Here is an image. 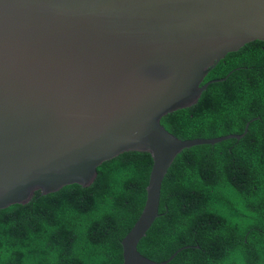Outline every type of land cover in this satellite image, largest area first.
<instances>
[{
    "label": "water",
    "instance_id": "obj_1",
    "mask_svg": "<svg viewBox=\"0 0 264 264\" xmlns=\"http://www.w3.org/2000/svg\"><path fill=\"white\" fill-rule=\"evenodd\" d=\"M264 42V0H0V211L87 188L121 154L152 166L122 264L156 263L144 245L185 149L160 121L194 106L227 54Z\"/></svg>",
    "mask_w": 264,
    "mask_h": 264
},
{
    "label": "trees",
    "instance_id": "obj_2",
    "mask_svg": "<svg viewBox=\"0 0 264 264\" xmlns=\"http://www.w3.org/2000/svg\"><path fill=\"white\" fill-rule=\"evenodd\" d=\"M197 103L161 119L179 140L241 135L181 151L163 212L144 245L156 263L264 264V42L227 54ZM152 160L106 161L87 188L68 186L0 211V264H122L120 242L145 202Z\"/></svg>",
    "mask_w": 264,
    "mask_h": 264
}]
</instances>
